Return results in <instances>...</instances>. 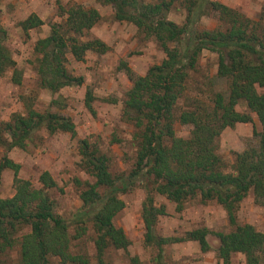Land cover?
I'll return each mask as SVG.
<instances>
[{"label": "trees", "instance_id": "trees-1", "mask_svg": "<svg viewBox=\"0 0 264 264\" xmlns=\"http://www.w3.org/2000/svg\"><path fill=\"white\" fill-rule=\"evenodd\" d=\"M112 9L117 22L132 24L145 38L153 40L164 53V59L144 75L134 74L124 65L130 88L122 103L121 119L134 130L136 161L128 175L113 176L107 156L87 140L79 142L80 167L92 181L74 179L81 202L80 209L69 222L57 215L49 191L56 183L48 172H42L40 188L18 178L20 166L7 157L14 149H25L34 135L45 130L75 134L69 118L50 110L64 108L57 98L43 113L30 106L26 113L13 114L0 123L1 175L13 173L14 195L0 197V264L1 258L16 245L20 264H90L83 255L74 254V242L94 235L96 258L102 261L110 248L126 252L129 241L124 231L114 225V218L125 208L122 195L141 184L144 199L141 219L144 244L157 249L162 261L163 248L185 241L196 242L202 252L210 249L205 228L187 232L183 238L160 237L156 224L166 215L165 206H156L157 196L173 203L178 212L186 201L198 198L201 203L216 202L226 212L232 231L216 233L219 264H233V256L242 257L243 264H264V228L238 225L235 212L239 204L253 193L255 203L264 208V25L210 0H161L144 3L139 0H99ZM179 3L185 11L182 24L168 20L172 5ZM64 21L53 24L47 37L36 41L34 52L39 55L37 75L42 89L52 95L67 87L81 86V77L73 76L67 68L70 57L83 62L88 53L105 54L109 49L100 40L84 41L100 20L96 9L73 5L59 7ZM218 16L226 26L224 31H201L199 21ZM34 14L21 23L25 34L42 26ZM203 51L218 58L217 76L229 82L226 97L216 93L210 107L200 104L182 111L175 117V108L185 92L186 80L194 71ZM15 62L0 37V76L14 69ZM12 81L20 84L14 69ZM261 89L262 92H259ZM94 97L85 94L84 105L93 112ZM244 102L256 116L260 132H254V148L235 155L232 172L225 173L224 163L216 153V139L225 129L237 124H250L252 118L237 111ZM190 127L188 138L178 137L174 126ZM27 230V233H23ZM54 260H57L55 263ZM131 264H139L137 257Z\"/></svg>", "mask_w": 264, "mask_h": 264}, {"label": "rangeland", "instance_id": "rangeland-1", "mask_svg": "<svg viewBox=\"0 0 264 264\" xmlns=\"http://www.w3.org/2000/svg\"><path fill=\"white\" fill-rule=\"evenodd\" d=\"M144 3H158L161 0H139ZM220 3L252 20L264 25V0H210ZM81 5L85 9H96L100 14L98 23L85 34L84 41L98 39L107 47L103 55L88 53L83 62H75L70 57L67 68L75 77H81V86L67 87L52 95L39 85L37 61L34 52L36 41L47 37L53 24H60L59 7L67 9ZM36 15L42 26L25 34L21 23L30 15ZM167 18L182 24L185 11L179 3L172 5ZM226 26L218 16L204 17L198 23L201 31L221 30ZM0 37L15 62L14 69L20 75V84L12 81L14 69L0 76V123L7 122L13 114L24 115L28 106L43 113L50 108L51 101L59 98L64 108L53 106L52 112L69 118L75 126V134L57 132L53 135L42 130L36 133L26 148L14 149L7 157L20 166L18 178L29 181L34 188L42 172H48L56 183L49 191L55 203V211L66 222L80 209L81 202L74 179L92 181L80 167L79 142L87 140L95 145L109 159V171L113 176L128 175L136 161L134 128L121 119L122 103L130 88L125 74L126 65L134 74L144 75L148 68L159 64L164 53L156 43L144 37L132 24L117 22L112 9L99 0H0ZM218 58L215 53L203 51L194 71L186 80L185 92L175 108V117L182 111L200 104L210 107L214 95L225 97L229 82L217 76ZM90 90L94 97L93 112L84 105L85 94ZM262 92L261 89H258ZM240 113L252 118L250 124H237L225 129L216 139V153L224 163L223 171L232 172L235 155L254 148L260 132L256 116L249 112L244 102L236 107ZM178 137L188 138L190 127L174 126ZM0 148V161L4 155ZM13 173L5 170L1 175L0 197L14 195ZM145 191L141 184L120 198L125 208L114 218V225L121 228L129 241L126 252L110 248L99 262L93 246L92 232L74 242L72 252L83 255L90 264H131L137 257L139 264H219L216 256L218 239L216 233L232 231L225 210L216 202L201 203L198 198L186 201L183 210L178 212L173 203L157 196L156 206H165L166 215L158 219L156 233L160 237L183 238L187 232L205 228L209 234L210 249L202 252L196 242L185 241L163 248L162 261L157 260V249L144 244V227L141 219V206ZM238 225L249 224L256 230L264 228V208L255 203L252 192L239 204L235 212ZM27 233L25 230L20 236ZM5 264H20L19 247L16 245L1 258ZM57 263V260H54ZM233 264H243L242 257L233 256Z\"/></svg>", "mask_w": 264, "mask_h": 264}]
</instances>
